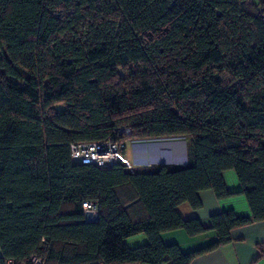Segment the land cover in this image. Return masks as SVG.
Returning a JSON list of instances; mask_svg holds the SVG:
<instances>
[{"label":"trees","instance_id":"trees-1","mask_svg":"<svg viewBox=\"0 0 264 264\" xmlns=\"http://www.w3.org/2000/svg\"><path fill=\"white\" fill-rule=\"evenodd\" d=\"M181 137L184 164L70 154ZM203 189L242 194L251 215L183 218L177 206L200 207ZM263 220L264 0H0V264H190ZM175 229L216 238L183 252L161 239ZM139 233L147 243L129 247Z\"/></svg>","mask_w":264,"mask_h":264},{"label":"crops","instance_id":"crops-1","mask_svg":"<svg viewBox=\"0 0 264 264\" xmlns=\"http://www.w3.org/2000/svg\"><path fill=\"white\" fill-rule=\"evenodd\" d=\"M141 164L139 159H133ZM186 159L174 164H184ZM172 164V163H167ZM146 165H151L147 163ZM227 188L237 192L240 185L235 172L231 169L223 172ZM200 207L192 208L188 203L177 206L179 214L185 218H197L204 226H209L210 216L222 211L231 210L237 216L251 215L248 204L242 194L234 193L226 198H217L211 189H203L197 193ZM215 232L211 229L197 235H189L183 229L166 231L161 234L165 244L175 243L183 252H189L215 240ZM232 241L224 246L197 256L190 264H264V256H259L257 245L264 242V220L256 221L231 231ZM129 247L141 246L147 243V237L139 233L126 238Z\"/></svg>","mask_w":264,"mask_h":264},{"label":"built area","instance_id":"built-area-1","mask_svg":"<svg viewBox=\"0 0 264 264\" xmlns=\"http://www.w3.org/2000/svg\"><path fill=\"white\" fill-rule=\"evenodd\" d=\"M123 134H129V129L120 130ZM126 142L111 140L103 141H81L70 145L71 157L84 164H94L97 166H110L117 163H124L133 166L126 155ZM83 211L87 221H93L97 217V207L93 202L83 204ZM4 264H25L7 259ZM29 264H41V259L35 255L31 256Z\"/></svg>","mask_w":264,"mask_h":264},{"label":"rangeland","instance_id":"rangeland-1","mask_svg":"<svg viewBox=\"0 0 264 264\" xmlns=\"http://www.w3.org/2000/svg\"><path fill=\"white\" fill-rule=\"evenodd\" d=\"M189 137L165 138L150 141H128L126 155L133 166L141 164L178 163L187 159Z\"/></svg>","mask_w":264,"mask_h":264}]
</instances>
